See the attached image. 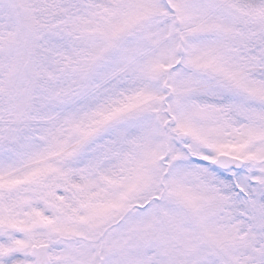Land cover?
<instances>
[{"label":"snow or ice","instance_id":"1","mask_svg":"<svg viewBox=\"0 0 264 264\" xmlns=\"http://www.w3.org/2000/svg\"><path fill=\"white\" fill-rule=\"evenodd\" d=\"M0 264H264V0H0Z\"/></svg>","mask_w":264,"mask_h":264}]
</instances>
